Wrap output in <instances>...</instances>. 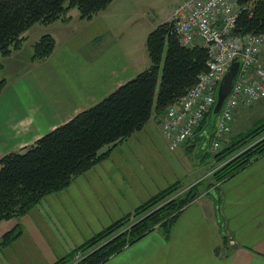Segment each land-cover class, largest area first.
<instances>
[{"label":"crops","instance_id":"1","mask_svg":"<svg viewBox=\"0 0 264 264\" xmlns=\"http://www.w3.org/2000/svg\"><path fill=\"white\" fill-rule=\"evenodd\" d=\"M116 6L113 0L90 21L72 11L70 20L31 27L28 43L44 34L56 40L53 55L44 61L32 60L34 42L10 57L0 55V78L6 80L0 93V160L150 67L146 40L153 29L130 42L126 27L134 16L119 14ZM156 116L67 188L46 196L26 215L0 222V239L22 230L10 245L0 246V264H52L169 185L211 180L218 163L205 148L211 133L197 130L172 149ZM208 185L202 190L201 184L200 196L169 236L158 228L104 264H264V157L216 189Z\"/></svg>","mask_w":264,"mask_h":264},{"label":"trees","instance_id":"2","mask_svg":"<svg viewBox=\"0 0 264 264\" xmlns=\"http://www.w3.org/2000/svg\"><path fill=\"white\" fill-rule=\"evenodd\" d=\"M112 2L0 0V55L11 56L20 48L26 31L36 24L63 20L74 8L81 19L90 21ZM240 4L243 10L235 33L263 34L264 0H240ZM146 48L151 63L148 69L34 144L0 160V222L26 215L46 196L67 188L143 129L154 113L156 117L163 115L208 69L206 49L199 45L184 47L172 21L159 24L149 33ZM55 49V38L44 34L33 44L32 60L44 61ZM5 87L6 80L0 78V93ZM212 114H206L197 129L211 133V138L214 130L207 127L212 125ZM213 156L222 163L211 174L208 185L216 189L264 157V123L224 141ZM202 183L191 188L183 182L169 185L52 264H104L158 228L169 236L181 213L200 196ZM21 232L20 227L8 232L0 239V246L10 245Z\"/></svg>","mask_w":264,"mask_h":264},{"label":"built area","instance_id":"3","mask_svg":"<svg viewBox=\"0 0 264 264\" xmlns=\"http://www.w3.org/2000/svg\"><path fill=\"white\" fill-rule=\"evenodd\" d=\"M240 0H182L172 22L184 47L199 45L208 53V69L195 86L157 118L163 136L176 149L187 143L213 111L219 85L231 65L241 66L213 131L212 149L220 150L232 131L235 114L264 99V33L237 34Z\"/></svg>","mask_w":264,"mask_h":264},{"label":"rangeland","instance_id":"4","mask_svg":"<svg viewBox=\"0 0 264 264\" xmlns=\"http://www.w3.org/2000/svg\"><path fill=\"white\" fill-rule=\"evenodd\" d=\"M182 0H117V6L116 8H119L118 13H126L128 15H133L134 19L132 21V25L127 26V36L130 42H135L138 40L141 36L145 35L146 30H151L157 27L159 24L164 23L166 21H172L173 13L176 8V6L181 2ZM77 12L78 10L76 8L72 9L65 17L63 20H58L56 21L57 23L59 21H65V20H70L73 16V12ZM70 17V18H69ZM81 18V17H80ZM87 21V20H86ZM54 22V23H56ZM77 25H80L79 21H76ZM52 23V24H54ZM41 26H49V25H42ZM39 27V28H43ZM35 35V32H31V37ZM24 36V41L22 42L21 46L19 49L14 50L12 54L15 51H18L22 49L24 46L26 48L29 46V43H32L35 41H32L29 39L28 43V38L30 36V33H27L26 36ZM42 36V35H41ZM40 36V37H41ZM38 37V39L40 38ZM33 48V44H32ZM11 54V55H12ZM2 56V55H1ZM4 57V56H3ZM10 57V56H9ZM161 71L160 70V76H161ZM244 110V109H240ZM219 119V115L217 116H212V125L210 127H207L208 130L213 131L215 128V124H217V121ZM234 125L232 127V131L225 137H228L233 133V131L236 129L237 130V136L240 134H244L253 127H258L262 123H264V99L256 103L253 107L245 110V112H241L236 116ZM224 137V138H225ZM236 138V135H235ZM212 142L213 140L210 138H206L205 142V148L207 147V151H212L213 155L217 154L220 150H215L213 151L212 149ZM198 148V146H197ZM214 158V157H213ZM215 160V159H214ZM222 165L221 162L219 163H214L212 168H215L213 171H215L217 168H219ZM212 171V173H213ZM211 173V174H212ZM211 180L205 178L203 182V188L205 185H208ZM184 186L186 188H191L195 184H188L183 182ZM200 189V187H199Z\"/></svg>","mask_w":264,"mask_h":264},{"label":"water","instance_id":"5","mask_svg":"<svg viewBox=\"0 0 264 264\" xmlns=\"http://www.w3.org/2000/svg\"><path fill=\"white\" fill-rule=\"evenodd\" d=\"M241 66V60L240 59H236L234 60L231 65L229 66V68L227 69L220 85L218 88V92H217V100H216V104L214 106L213 109V114L212 116H217L219 115L223 104L225 103V100L227 99L229 93L232 90V87L234 85V82L237 78L239 69ZM211 123H213L212 121V117H211Z\"/></svg>","mask_w":264,"mask_h":264}]
</instances>
